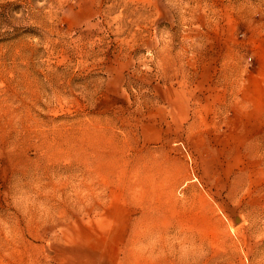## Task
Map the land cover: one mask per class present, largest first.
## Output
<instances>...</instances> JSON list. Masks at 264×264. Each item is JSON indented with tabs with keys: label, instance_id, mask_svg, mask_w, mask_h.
Returning <instances> with one entry per match:
<instances>
[{
	"label": "rangeland",
	"instance_id": "374dc122",
	"mask_svg": "<svg viewBox=\"0 0 264 264\" xmlns=\"http://www.w3.org/2000/svg\"><path fill=\"white\" fill-rule=\"evenodd\" d=\"M0 264H264V0H0Z\"/></svg>",
	"mask_w": 264,
	"mask_h": 264
}]
</instances>
